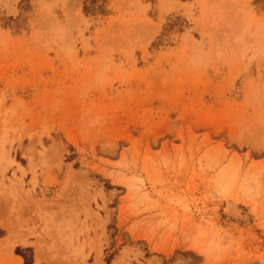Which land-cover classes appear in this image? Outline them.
Here are the masks:
<instances>
[{"label":"rangeland","instance_id":"374dc122","mask_svg":"<svg viewBox=\"0 0 264 264\" xmlns=\"http://www.w3.org/2000/svg\"><path fill=\"white\" fill-rule=\"evenodd\" d=\"M0 143V264H264V0H0Z\"/></svg>","mask_w":264,"mask_h":264},{"label":"crops","instance_id":"0c3cea01","mask_svg":"<svg viewBox=\"0 0 264 264\" xmlns=\"http://www.w3.org/2000/svg\"><path fill=\"white\" fill-rule=\"evenodd\" d=\"M0 229L2 230V235H0V238H3V237H5L8 234V231L3 226H0ZM14 238H15L14 234L10 231L8 236L6 238H4L5 240H4L3 244H8Z\"/></svg>","mask_w":264,"mask_h":264},{"label":"bare ground","instance_id":"6f19581e","mask_svg":"<svg viewBox=\"0 0 264 264\" xmlns=\"http://www.w3.org/2000/svg\"><path fill=\"white\" fill-rule=\"evenodd\" d=\"M69 7H71L70 5H69ZM0 146H2V144L0 143ZM3 155H4V152H3V150H1V147H0V159H2L3 158ZM5 157V156H4ZM4 159V158H3ZM2 162V161H1ZM235 205H231V207L230 206H228V207H230V208H232L233 210H234V212H236V213H238V215L240 214L239 212H238V210L237 209H235V207H234ZM231 210V209H230ZM233 212V211H232ZM236 215V214H235ZM241 215V214H240ZM10 243V242H9Z\"/></svg>","mask_w":264,"mask_h":264}]
</instances>
